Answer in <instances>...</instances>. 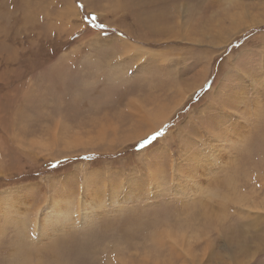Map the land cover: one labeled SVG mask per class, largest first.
<instances>
[{"label":"rangeland","instance_id":"374dc122","mask_svg":"<svg viewBox=\"0 0 264 264\" xmlns=\"http://www.w3.org/2000/svg\"><path fill=\"white\" fill-rule=\"evenodd\" d=\"M0 264H264V0H0Z\"/></svg>","mask_w":264,"mask_h":264},{"label":"snow or ice","instance_id":"6c2138e0","mask_svg":"<svg viewBox=\"0 0 264 264\" xmlns=\"http://www.w3.org/2000/svg\"><path fill=\"white\" fill-rule=\"evenodd\" d=\"M82 7V6H81ZM161 133H157L156 135H160ZM153 139H155V136L149 137L147 140L143 141V144L150 143Z\"/></svg>","mask_w":264,"mask_h":264},{"label":"trees","instance_id":"16d2710c","mask_svg":"<svg viewBox=\"0 0 264 264\" xmlns=\"http://www.w3.org/2000/svg\"><path fill=\"white\" fill-rule=\"evenodd\" d=\"M209 87V84L206 85L205 89H207ZM53 166V164H50V167Z\"/></svg>","mask_w":264,"mask_h":264},{"label":"bare ground","instance_id":"6f19581e","mask_svg":"<svg viewBox=\"0 0 264 264\" xmlns=\"http://www.w3.org/2000/svg\"><path fill=\"white\" fill-rule=\"evenodd\" d=\"M162 113H164V112H162ZM162 113H161V114H162ZM165 114H166V112H165ZM162 116H163V115H162ZM162 118H163V117H162ZM158 120H159V119H158ZM163 120H164V118H163Z\"/></svg>","mask_w":264,"mask_h":264}]
</instances>
